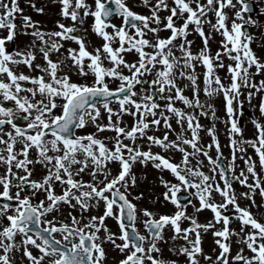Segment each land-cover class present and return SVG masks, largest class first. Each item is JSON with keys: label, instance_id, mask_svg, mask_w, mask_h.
Here are the masks:
<instances>
[{"label": "snow or ice", "instance_id": "snow-or-ice-1", "mask_svg": "<svg viewBox=\"0 0 264 264\" xmlns=\"http://www.w3.org/2000/svg\"><path fill=\"white\" fill-rule=\"evenodd\" d=\"M139 2L147 14L135 11L127 0H58L60 15L71 23L57 20L56 28L48 30L25 14L18 0H0V264H17L16 252L21 253L19 264H109L105 244L120 254L111 257V264H178L165 258L160 246L166 226L172 231L170 240L184 241L170 251L186 257L185 264H201V257L205 264H264V222L250 211L252 206L264 207L254 199L257 190L264 198V175L245 148L254 150L264 172V121L251 117L255 135L245 139L235 115H243L242 95L251 104L259 94L258 109L264 116V79H254L264 75V59L254 53L252 35L243 28L257 23L251 15L245 17L251 0ZM31 7L44 11L34 0ZM227 9L233 10L231 16ZM89 16L92 32L102 39L92 50L83 28ZM113 17L120 22L114 23ZM161 31L169 34L161 36ZM190 32L203 42L196 52L187 38ZM213 32L222 37L215 52L209 49ZM18 34L33 39L20 48L15 45ZM67 41L77 47H66ZM37 52L44 63L36 62ZM126 54L133 58L126 59ZM225 59L231 62L225 64ZM197 65L203 67L202 89ZM219 68H226L223 79ZM73 72L82 79H71ZM89 75L90 81L83 79ZM201 90L207 98L203 102ZM215 96H222L227 115V158L216 131ZM125 115L133 117L130 126L123 121ZM199 115H211L212 125H202ZM173 118L180 131L170 139ZM88 125L95 131H75ZM161 126L166 130L156 135ZM201 129L210 137L208 143L202 141ZM104 131L114 135H98ZM213 147L215 157L209 154ZM237 159L244 164L238 172ZM137 163L159 170L157 180L164 189L160 203L170 202L175 211L159 212L134 202L144 196L132 191L138 186L132 171ZM35 165L41 169L39 178ZM165 170L175 182L165 178ZM233 181L247 190L237 192ZM182 190L198 200L192 213L186 210L192 201H181ZM241 199L249 205L242 206ZM226 207L234 210L239 230L229 228L230 216L222 211ZM202 209L211 210L212 220H197L195 213ZM106 218L116 222V231ZM138 220L144 233L137 228ZM185 220L190 223L182 227ZM215 223L223 226L212 232L219 248L213 256L203 250L202 231ZM232 236L239 245L234 255Z\"/></svg>", "mask_w": 264, "mask_h": 264}, {"label": "flooded vegetation", "instance_id": "flooded-vegetation-1", "mask_svg": "<svg viewBox=\"0 0 264 264\" xmlns=\"http://www.w3.org/2000/svg\"><path fill=\"white\" fill-rule=\"evenodd\" d=\"M34 2L36 4V7H43L44 11L40 12V13L36 12L31 7L33 0H18L19 6L24 10V13L27 15H30L33 20L39 21L40 27H42L44 29H48V30L55 29L56 28L55 22L57 20H61L65 24L71 23V21L69 19L63 18L60 15V4L58 3V0H34ZM88 2L92 3V0H88ZM127 2L130 4V6H133L135 11H137L141 14H147L149 11L148 8H146L140 4L139 0H127ZM249 7H250V12L245 13V17L251 15L253 17V19H255L257 21V23L254 25H252V24L244 25L243 28H244V31L250 32L252 35L250 47L252 48L254 53L258 57H260L261 59H264V12L260 11L261 8H264V0H251ZM227 11L229 12V15L231 16V12L233 10L227 9ZM161 15H165V13L162 12ZM92 19L93 18L91 16L87 17L85 19V23L83 25V28L87 31L86 39L89 41V50H92L93 47L99 46L102 43V39L100 37H98L91 30L90 25L92 23ZM209 19L213 20V22H214V16L209 15ZM113 22L119 23L120 18L119 17H113ZM17 23L19 24V14H17ZM177 23H180V21H177ZM189 27L192 28L194 26L189 25ZM203 27H204V30L206 33L211 31V29L209 28V26L207 24H205ZM110 30L111 29H109V31ZM0 31H2V30H0ZM168 34L169 33L167 31H161L160 32L161 36H167ZM151 35L152 34L149 33V37H151ZM187 38L190 40H193V45H192V51L193 52L198 51L199 48H201L203 46V42L197 33L190 32L188 34ZM221 38L222 37L219 35V33H216V32L212 33V37L209 39V49L211 52H215V50L220 46L218 41ZM32 39L33 38L31 36L18 34L16 39H15V45L17 47H20V48L26 47ZM178 42H179V40H177V43ZM36 43L39 44V41H37ZM68 44H71L72 47H77V45L74 42H71V41L65 42L66 47ZM61 53H63V49H61ZM52 57H53V59H55L56 54H52ZM125 58L126 59H132L133 56L131 54H126ZM36 62L44 63L42 60V57L40 56V54L38 52H37V61ZM229 62H231V61H228L227 59H225V64H227ZM107 63L108 62L105 61V64H107ZM23 70L27 71V69H23ZM216 71L221 76L222 79L227 74L226 68H219ZM252 71H254V69H252ZM125 72H126V70H125ZM202 72H203L202 65H197L198 83L201 86V89L203 87ZM71 79L81 80L82 78L79 77L75 72H73L71 75ZM83 79L90 81L92 79V77L89 75L88 77H85ZM254 79L259 81L261 79H264V75H256L254 77ZM227 82H228L227 80H224V83H227ZM117 83L118 82H111V86H115ZM178 83L183 85L185 83V81L179 80ZM137 87H140V86L137 85ZM145 87H147V86L145 85ZM245 91H247V90H245ZM184 92L186 95L191 96V89L190 88H186L184 90ZM199 95H200V99L202 102L207 99L202 90L199 93ZM241 99L244 100V104L242 106L243 107V115L241 116L239 112H236L235 115L239 117V120L242 123V137L246 139V138L253 137L255 135V128H254V125L251 123V117L255 116V117L259 118L260 120L264 121V116H261L259 109H258L259 94H257L256 96L253 97L251 104L248 103V101L246 100L244 95L241 96ZM161 103H163V101H161ZM211 103L215 107V116L217 118L215 120V124H216L217 136L219 139V143L221 145V151H222L224 157L227 158L230 154V148L228 147V136H227L228 123H227V115H226V112L224 109V101H223L222 96H215L211 99ZM253 105H257V107H253ZM112 106L116 107V104L113 102ZM176 106L184 108V105L182 104V102H179V101L176 102ZM195 111L197 113L199 112L198 109H196ZM102 116H104L103 111H102ZM149 119H150V117H149ZM123 121H124V123H127L130 126L132 121H133V117H131L129 115H125L123 117ZM199 121L205 127H209L213 123L211 115H208V116L199 115ZM170 122L172 123V128L175 130V132L169 131V138L175 139V134H176V132L180 131V126L176 124L174 118ZM165 130L166 129H164L161 126L160 130L157 131L155 134L161 135L162 132ZM75 131H77V132L93 131L94 132L95 129H94V126L88 125L85 129L75 130ZM185 134L187 135V133H185ZM98 135L104 136V137H110V136L114 135V133L109 132V131H104L102 133H98ZM200 136H201L202 141L204 143H208L210 141V137L207 135V133L204 131V129L200 130ZM125 142L127 143L128 141H125ZM142 146H144V145H142ZM245 148H246L247 153L252 154L253 159L257 160V165H256L257 172L261 175H264V172H261V170H260V167L258 164V158L255 156L254 150L247 145H245ZM153 151H159V149L156 148L155 146H153ZM209 154L212 155L213 157H215V148L214 147L209 149ZM30 155H34V153L30 152ZM237 156L239 157L240 153H237ZM179 158H180V154L178 152L175 153L174 159L178 161ZM200 159L204 160V170L207 172L208 171L207 161L202 156L200 157ZM224 163L225 164L227 163V159H225ZM112 167H113V171H115V165H113ZM243 167H244L243 161L240 159H237L235 170L238 172ZM35 169H36V171L34 172V175L37 178H39V176L41 175L40 166L35 165ZM2 170L3 169H0V171H2ZM132 171L138 177V186L132 190L133 194L135 195L137 192H143L144 193V196L141 200L134 201L138 204L139 207H147V208L152 209V210H156L159 212H166V213H171V212L175 211V206L172 205L170 202L160 203V201L163 200V197L160 196V193H162L164 191V189H163V186L159 185L158 180H157V177L161 174L159 172V170L152 168V166L150 164L147 166H142L139 163H137L136 165H134ZM163 175L165 176V178H167L169 180H173L175 182V178L167 170L164 171ZM140 177H143V178L140 179ZM85 179H88V177L85 176ZM249 180L251 181L250 175H249ZM232 183H233V188L237 192L247 190L246 188L239 185L235 181H233ZM221 184H222V182H221ZM57 191H59V189H57ZM190 191L194 192L195 190L193 189ZM179 195L181 196L182 203L186 202L187 199H190L192 201V204H189L187 206V209H186L187 212L192 213L193 212L192 205L198 206V200L193 195H191L189 192H185L183 190L181 191V193ZM157 197H159V199H157ZM214 197L218 203L222 202V198L219 196V194H214ZM129 198L131 199V197H129ZM254 199H255L257 205H261L262 202H264V198H262L260 196L258 190L254 195ZM238 202L242 206H248L249 205V201H247V200L241 199ZM96 211H99V210H96ZM222 211L224 212L225 215L230 216L229 228L230 229L235 228V229L239 230V221L236 220L235 218H233V211L234 210L231 209L230 207H226ZM250 211H252V213L256 216L257 219H260L262 222H264V207L257 208L255 206H252V207H250ZM195 215L197 217V220L200 223H205L207 221L212 220V218H213V213L211 212L210 209H202L199 212L195 213ZM125 222H127V221H125ZM106 223L111 230H113V231L117 230L116 222L112 218H106ZM189 223H190V221L185 220L181 226L182 227L187 226ZM222 226H223L222 223H215L213 229H209L207 232L202 231V236H203L202 247H203V250L205 253H208V254L214 256L215 254H217L219 252L218 246L214 243L215 237L212 235V232L215 229L222 228ZM137 228L142 233L145 232V229L142 226V222L139 220L137 221ZM245 231H247V228L245 229ZM164 235H165V241L160 243L164 257L168 258V259H175V260H177L178 264H185L186 257H184L183 255L177 256L175 252L170 251V247L173 244H183L184 241L182 239H179L176 241L170 240L169 237L172 235V231L167 226L164 230ZM16 239H20V237L18 236V237H16ZM231 239H232V247H231L230 254L234 255L239 250V245H237L235 242L236 241L235 236H232ZM105 248H106V250L109 251V264H111V257L112 256L119 257L120 254L118 252L112 250L111 246L108 244H105ZM33 251H35V250H33ZM245 251L247 252L248 250L245 248ZM154 255H155V253H154ZM15 256L17 257V264H19L18 258L21 256V253L16 252ZM25 264H26V262H25ZM201 264H205L202 257H201ZM229 264H232L231 260L229 261Z\"/></svg>", "mask_w": 264, "mask_h": 264}]
</instances>
